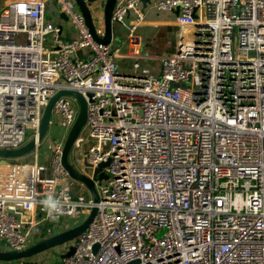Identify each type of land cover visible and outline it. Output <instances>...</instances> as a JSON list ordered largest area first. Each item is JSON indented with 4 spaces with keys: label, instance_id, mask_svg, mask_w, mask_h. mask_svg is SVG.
<instances>
[{
    "label": "built area",
    "instance_id": "obj_1",
    "mask_svg": "<svg viewBox=\"0 0 264 264\" xmlns=\"http://www.w3.org/2000/svg\"><path fill=\"white\" fill-rule=\"evenodd\" d=\"M48 1L13 0L0 12V149L36 141L32 161L0 158V251H23L97 208L61 264H264V0L157 2L178 10L181 27L159 76L116 66L118 57L141 56V0H117L112 13L128 26L127 54L94 38L76 0H55L67 37L47 17ZM83 1L104 36L106 0ZM61 90L87 101L73 147H84L81 173L94 181L97 202L63 163L80 111L74 95L56 101L51 149L39 158L43 115Z\"/></svg>",
    "mask_w": 264,
    "mask_h": 264
},
{
    "label": "crops",
    "instance_id": "obj_2",
    "mask_svg": "<svg viewBox=\"0 0 264 264\" xmlns=\"http://www.w3.org/2000/svg\"><path fill=\"white\" fill-rule=\"evenodd\" d=\"M13 0H0V12L7 3ZM121 1V0H118ZM160 0H141L140 8L144 13V20L137 26L136 33L142 36V50L140 57L122 56L116 58L117 70L122 75H144L153 74L161 75L162 63L161 57L163 55L172 54L176 51L177 40L181 32V27L177 21L178 10L166 11L157 7V2ZM49 19L62 24L67 32V37L71 35L70 23H68L65 16L59 12L55 0L48 1ZM47 4V5H48ZM46 10V15H47ZM196 13V15H195ZM194 15L199 20L198 9L195 10ZM134 18L131 14L127 18V24ZM129 29L127 25L113 22V42L119 46L123 54L132 52V44L128 42ZM43 257L46 256L42 255ZM42 258L32 257L30 260L37 264H44L40 262ZM57 261L61 264V258H52L51 264ZM10 264V263H9Z\"/></svg>",
    "mask_w": 264,
    "mask_h": 264
},
{
    "label": "water",
    "instance_id": "obj_3",
    "mask_svg": "<svg viewBox=\"0 0 264 264\" xmlns=\"http://www.w3.org/2000/svg\"><path fill=\"white\" fill-rule=\"evenodd\" d=\"M78 5L80 6L81 11L83 12L86 23L89 26V29L91 33L93 34L94 38L102 43H109L112 41L113 38V21H112V13L114 10V7L117 3V0H106V3L104 5V20H105V35L100 36L96 31V25L93 20V14L89 6L83 1V0H76ZM91 2H94L96 0H90ZM64 16V14H62ZM63 94H72L79 100L80 103V111L79 115L76 119V122L74 123L72 129L70 130L68 137L66 139L65 147H64V156H63V163L66 169L69 171L70 175L79 181H82L86 184V186L89 188L91 193L94 196L95 201H99V194L95 187V183L92 179H90L85 174L77 171L75 167L70 163L69 161V153L73 148L74 143L78 139L79 135L83 131L86 122H87V101L85 97L77 92V91H66L61 90L56 95H54L46 109L43 115L41 128H40V134H39V140L44 139V137L47 134L48 128H49V120L51 116L52 109L58 100V98ZM92 96L91 94L89 95ZM36 147V141L35 139H32L28 141L23 147L15 150H4L0 149V158L2 162H6L5 158H18L23 157L25 155H28L31 151H33ZM109 164L108 162L102 163L100 168L97 169V172L104 166ZM97 212V208H94L92 212L88 215V217L82 222L81 224L77 225L76 227H73L71 229H67L65 231H62L52 237H49L47 239L41 238L36 244L31 245L27 249L23 251H0V261H17L21 260L23 264H37L36 262L30 260L33 255H36L40 252H43L49 248L55 247L59 244L69 242L76 238L82 231H84L89 224L93 221L95 215ZM99 247V244L95 245V250H97ZM75 251L74 247H71L70 251L68 252V255L72 254Z\"/></svg>",
    "mask_w": 264,
    "mask_h": 264
},
{
    "label": "rangeland",
    "instance_id": "obj_4",
    "mask_svg": "<svg viewBox=\"0 0 264 264\" xmlns=\"http://www.w3.org/2000/svg\"><path fill=\"white\" fill-rule=\"evenodd\" d=\"M48 8H49V4H48ZM196 15V13H195ZM49 9L47 10V17H49ZM98 28H101L100 26H98ZM186 87L188 88H193L192 86V82L191 81H188L185 85ZM201 87L200 84H198L197 82L194 83V88L196 89H199ZM59 127V126H57ZM55 128V127H54ZM34 133L33 130L29 129L27 130V135L28 137H30L32 134ZM51 133H49L43 140H42V143H41V152L39 154V158H40V161L44 162L45 161V153L43 150H50V139H51ZM53 138V136H52ZM84 151V147L82 148H76V147H73L72 150L70 151L69 153V161L70 163L76 168V170L80 171V172H83V166H82V162H81V159H82V152ZM15 160H17L18 162H23V161H26V162H29V161H32L33 160V155H25L23 157H18V158H15ZM90 193L88 191H86V195H89ZM88 216H86L87 218ZM68 223L69 221L66 220L65 223H62L60 226L63 227L64 229H68ZM45 225V224H44ZM44 225H42L41 227H43ZM58 229H56L57 231ZM46 231V229H45ZM164 233L161 232L159 234V236H161L162 234ZM70 242V241H69ZM69 242H66V243H69ZM66 243H62V244H59L55 247H52V248H49L43 252H40L36 255H33L32 257H39V258H42L40 262H44V264H51V260L52 258L55 259V257H60L62 258L65 254V250H66ZM5 246L3 244H0V249H3ZM45 257H43L42 255H45ZM31 257V258H32ZM11 263L10 261H1V264H9ZM54 264H59L57 261L54 262Z\"/></svg>",
    "mask_w": 264,
    "mask_h": 264
},
{
    "label": "trees",
    "instance_id": "obj_5",
    "mask_svg": "<svg viewBox=\"0 0 264 264\" xmlns=\"http://www.w3.org/2000/svg\"><path fill=\"white\" fill-rule=\"evenodd\" d=\"M50 225V223H46L43 227L38 228L37 235L38 237L44 236L46 233L45 229Z\"/></svg>",
    "mask_w": 264,
    "mask_h": 264
}]
</instances>
